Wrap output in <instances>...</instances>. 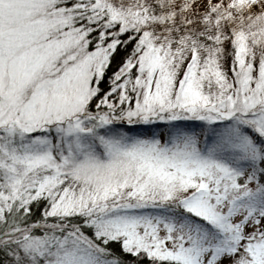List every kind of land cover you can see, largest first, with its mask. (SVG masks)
<instances>
[{"label": "snow or ice", "instance_id": "snow-or-ice-1", "mask_svg": "<svg viewBox=\"0 0 264 264\" xmlns=\"http://www.w3.org/2000/svg\"><path fill=\"white\" fill-rule=\"evenodd\" d=\"M0 264H264V0H0Z\"/></svg>", "mask_w": 264, "mask_h": 264}]
</instances>
